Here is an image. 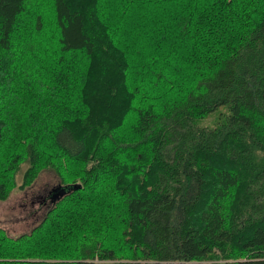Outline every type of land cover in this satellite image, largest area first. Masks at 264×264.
I'll use <instances>...</instances> for the list:
<instances>
[{
    "label": "trees",
    "instance_id": "1",
    "mask_svg": "<svg viewBox=\"0 0 264 264\" xmlns=\"http://www.w3.org/2000/svg\"><path fill=\"white\" fill-rule=\"evenodd\" d=\"M35 1L0 0V200L65 192L0 264H264V0Z\"/></svg>",
    "mask_w": 264,
    "mask_h": 264
},
{
    "label": "rangeland",
    "instance_id": "2",
    "mask_svg": "<svg viewBox=\"0 0 264 264\" xmlns=\"http://www.w3.org/2000/svg\"><path fill=\"white\" fill-rule=\"evenodd\" d=\"M111 7L112 4L109 3L104 5L103 9L106 12ZM29 9L39 11L41 15H52L41 0H36ZM25 168L26 163H23L16 177L18 185ZM61 192L64 193L65 189L59 177L49 169L42 170L32 185L24 189L17 187L5 200H0V228L11 236L28 232L42 220L53 203L63 194Z\"/></svg>",
    "mask_w": 264,
    "mask_h": 264
},
{
    "label": "water",
    "instance_id": "3",
    "mask_svg": "<svg viewBox=\"0 0 264 264\" xmlns=\"http://www.w3.org/2000/svg\"><path fill=\"white\" fill-rule=\"evenodd\" d=\"M65 189V188H64ZM61 193H63V192H61Z\"/></svg>",
    "mask_w": 264,
    "mask_h": 264
}]
</instances>
